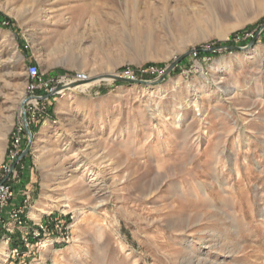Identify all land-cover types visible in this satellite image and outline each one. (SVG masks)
<instances>
[{
    "label": "rangeland",
    "instance_id": "374dc122",
    "mask_svg": "<svg viewBox=\"0 0 264 264\" xmlns=\"http://www.w3.org/2000/svg\"><path fill=\"white\" fill-rule=\"evenodd\" d=\"M30 63L135 81L29 124L0 264H264V0H0V165Z\"/></svg>",
    "mask_w": 264,
    "mask_h": 264
},
{
    "label": "built area",
    "instance_id": "2783aa9c",
    "mask_svg": "<svg viewBox=\"0 0 264 264\" xmlns=\"http://www.w3.org/2000/svg\"><path fill=\"white\" fill-rule=\"evenodd\" d=\"M85 74H77V77L70 79L68 76H60L53 78H45L40 70L38 64L30 63L27 65V83L25 88V115L28 124L39 120L45 113L46 103L49 99L42 100L41 97L49 93L57 86L71 84L74 81L82 80ZM26 136L24 126V118L20 121V125L16 128L10 149L6 158L0 165L2 172L0 178V210L12 199L14 196V189L11 184V177L13 164L17 161L21 151L23 138ZM17 251V250H16Z\"/></svg>",
    "mask_w": 264,
    "mask_h": 264
},
{
    "label": "water",
    "instance_id": "95a60500",
    "mask_svg": "<svg viewBox=\"0 0 264 264\" xmlns=\"http://www.w3.org/2000/svg\"><path fill=\"white\" fill-rule=\"evenodd\" d=\"M254 42V40H253ZM230 48H237V47H230ZM190 52L186 53V54H189ZM184 54L183 56H181L180 58H178L177 60H175L167 69V72H169L170 70H172L177 64L178 62L186 55ZM114 79V80H118V81H125V82H128V81H135L134 79H130V78H126V77H120V76H116V75H112V74H109L105 77H102V76H98L94 79ZM81 81H75V82H72L71 84H68V85H63V86H57L55 87L53 90H51L49 93H47L46 95L42 96L41 99L42 100H45V99H49L50 97L56 95V94H60L62 92H65L66 90L70 89L71 87H74L75 85H77L78 83H80ZM136 82H145V81H136ZM25 103H26V99L21 103V109H22V114H23V118H24V126H25V130H26V133L29 137V142L26 146V148L23 150L22 154L20 155V159H22L24 156H26V154L30 151L31 149V142L34 138V135H33V132L27 122V117L25 115ZM19 161V160H18ZM17 161V162H18ZM17 162L15 164H13V169L14 167L16 166Z\"/></svg>",
    "mask_w": 264,
    "mask_h": 264
},
{
    "label": "bare ground",
    "instance_id": "6f19581e",
    "mask_svg": "<svg viewBox=\"0 0 264 264\" xmlns=\"http://www.w3.org/2000/svg\"><path fill=\"white\" fill-rule=\"evenodd\" d=\"M97 75V74H96ZM107 75H109V73H106V74H104L103 73V75H98V76H102V77H105V76H107ZM98 76H95L94 74L92 75L91 73H89V74H86L84 77H83V79L82 80H77V81H81L80 83H78L77 85H75L74 87H71L69 90L70 91H74V90H79V91H83V90H86L89 86H91L92 84H94L95 82H98L99 81V79H94V78H96V77H98ZM75 82V81H74ZM26 99V97H25V94H24V100ZM20 111H21V113H22V109L20 108ZM70 208V206H69V204H65V205H63L62 206V209L65 211L66 210V208ZM41 210V209H40ZM39 210V211H40ZM35 214V213H34ZM5 253V247L4 246H2L1 248H0V256L1 255H3Z\"/></svg>",
    "mask_w": 264,
    "mask_h": 264
},
{
    "label": "crops",
    "instance_id": "0c3cea01",
    "mask_svg": "<svg viewBox=\"0 0 264 264\" xmlns=\"http://www.w3.org/2000/svg\"><path fill=\"white\" fill-rule=\"evenodd\" d=\"M57 99H58V96H52V97H50L49 100H48V104H49V105L54 104V102H55ZM11 184H12L13 189H14L15 184H13V182H11ZM15 187H16V186H15ZM15 197H16V195H15ZM24 224L26 225V228H25V229H28V230H26V231L29 232V230L32 228V224H33V223L29 222V220L26 219L25 222H24ZM6 231H7V227H5V224L1 225L0 232H1V234L3 233V234H2L3 237L6 235ZM15 246H18V243H16ZM19 247L22 248V245H20ZM46 253H47V252H46ZM46 253H45V254H46Z\"/></svg>",
    "mask_w": 264,
    "mask_h": 264
}]
</instances>
